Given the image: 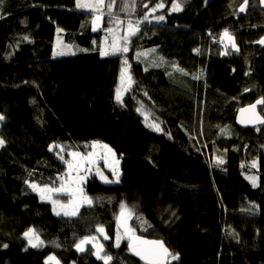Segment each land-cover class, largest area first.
I'll list each match as a JSON object with an SVG mask.
<instances>
[{"label": "trees", "instance_id": "16d2710c", "mask_svg": "<svg viewBox=\"0 0 264 264\" xmlns=\"http://www.w3.org/2000/svg\"><path fill=\"white\" fill-rule=\"evenodd\" d=\"M127 1L104 0L97 31L76 0L0 4V264H45L49 254L61 264H104L92 245L75 248L98 225L110 264H146L127 240L117 247L121 204L138 219L135 236L178 255L169 264H264V123L235 124L240 107L264 100L260 1L243 12L244 0H177L179 12L173 0H135L132 10ZM160 2L164 9L145 19ZM112 18L138 21L126 53L132 88L120 102L121 54L53 57L58 28L70 43L91 44ZM226 29L237 50L223 48ZM147 51L160 64L146 69ZM258 111L264 117V104ZM91 141L120 158L119 182L89 177L92 203L56 215L28 182L55 183L66 166L60 155L88 151ZM52 143L63 151H50ZM29 227L38 247L24 237Z\"/></svg>", "mask_w": 264, "mask_h": 264}, {"label": "rangeland", "instance_id": "374dc122", "mask_svg": "<svg viewBox=\"0 0 264 264\" xmlns=\"http://www.w3.org/2000/svg\"><path fill=\"white\" fill-rule=\"evenodd\" d=\"M77 3H78V0H76V10H83V11L93 13L94 14L93 20L96 19L97 17H99V19L97 20V25H96L95 31H97L99 28H103L104 22L102 20L101 15H100L101 14L100 12L103 11V4L97 6L96 0H79V3L81 5H91L92 7H77ZM126 3L129 5L132 4L130 6V9L132 10L133 8H131V7H133L135 0H128ZM159 4H163V3L162 2L157 3L155 6L150 8L146 12L145 16H147V18L152 17L156 12L163 10L165 7V4H163V7L158 8L157 5H159ZM152 9H155V11H152ZM106 10H107V7H106ZM108 28H109L108 33H105L99 39L91 41V44L79 43V42H71L70 43V42L64 40V38L61 34V30L56 31V36L54 39V46H53V57L57 58V57H62V56H71V55H76V54L89 53L92 50H97L100 54H101L102 50L109 53L108 55L115 54V53L121 54L120 56L122 58L120 60V68H119V73H118L117 85L115 88L116 100H117V91L119 89V94H120L119 102H120L123 99V97L125 96V94L128 91H130L132 88V79H131V76L129 74V63H128V60L126 57V53L128 52V45H129V40H130V36H131L130 32L133 28L138 29V21L123 20L122 18H112V19H110V24H108ZM230 35L232 36L233 41L235 43V48L232 47V41H229L227 38L221 39L222 44H223V48L224 49L229 48V49L237 50V44L235 42V36L233 33H230ZM124 49H127V50L125 51ZM57 53H63V54L57 55ZM150 53H151L150 51H147L148 55H145L143 57L144 60H142L146 69L154 67L157 64H160V62H161L160 58L157 57L155 55V53H153L152 55H150ZM122 69H124L123 76H122ZM0 122H1V120H0ZM93 142L94 141H91V144H90L91 148L88 151L83 152L78 148L72 149V150L68 151V157L63 159L64 162L68 161V162L75 163L76 160H78L79 158L78 157L74 158L73 156L69 155V153H74V152L79 153L80 156H82V157H89L90 153H95L93 156L90 157V159L92 161L91 163H89L87 159H85L83 161V163L80 165L79 172H77L74 169L69 170L68 164L65 163V165H66L65 170L63 173L57 174L55 176V179L57 180L55 183H53V184H40L38 182H28L29 186L31 184H35L40 189L44 188L45 186H47L48 188H52V189H61L62 186L65 188H75V187H77V185L73 182L74 179L77 176H82L83 180L79 183L78 186L83 189V195H86L88 198H90L84 192L85 191V184H86L87 179L89 177L96 176L103 183H107V182H105L104 179L101 178V175L97 174L98 172L101 173L104 177H106L108 181H113L111 183H118L119 180H118V182H115L117 180V176L114 174V171L116 173H118V177L120 178V174H121L120 158L117 156V154L114 152V150L107 143H105L103 141H95V142H99L100 145H107L108 148H110L112 150L111 153H108L107 149H104V148L99 147V146L93 148ZM57 145L58 144L52 143L50 146H54V148H55V146H57ZM57 148L61 149V147H57ZM255 184H256V181H255ZM31 189L33 190L32 187H31ZM35 192L39 195V197L41 199V193L39 191H35ZM45 196L46 197L50 196L51 198L50 199L45 198V199H41V200L47 201L51 204L52 211L54 212V214L59 212L60 215H64L65 211L71 212L76 207L77 203L79 204L78 210L83 205L88 204L87 202L81 201L79 199V197H76V198L72 197L71 195L68 194V192L53 191L51 193H45ZM53 200H55L57 202L55 205L52 203ZM54 207H55V211L53 210ZM120 209H121V207H120ZM121 211H122V209H121ZM124 211H125V215H127V213H129V212L131 213V215H130V218H127V219H125L124 217L121 219V215L118 216V218H120V222L118 223V218H117L116 226H115L116 227L115 242H117V236L118 235L120 237L119 241L127 240L129 242V239H128L129 234L127 233L126 229H131L132 232L134 234H136V228L138 227V219L133 218V213L131 211H127V210H124ZM64 216H72V215H64ZM30 228L33 229L32 227H29L28 229H30ZM28 229L26 231H28ZM104 233H105V231H104ZM90 237L96 238L94 243L97 246L103 245L104 252L101 253V255L107 254L105 247H104V244H103L104 235L97 233L96 235L90 236ZM83 238L84 237L76 239L75 248H76V244L80 240H82ZM39 239L41 241L40 237H39ZM27 242H28V240H27ZM88 244L93 246L92 243H88ZM87 245H85V248ZM95 251H96V248H94V252ZM49 256H55V255L49 254L48 256H46L44 259L45 262ZM169 260H172V259L169 258ZM49 263L53 264V262H51V261ZM59 264H61L60 261H59Z\"/></svg>", "mask_w": 264, "mask_h": 264}, {"label": "snow or ice", "instance_id": "6c2138e0", "mask_svg": "<svg viewBox=\"0 0 264 264\" xmlns=\"http://www.w3.org/2000/svg\"><path fill=\"white\" fill-rule=\"evenodd\" d=\"M249 0H244V3L241 4L239 11L243 12L245 11V8L248 4ZM3 3V0H0V4ZM104 3V0H96V5H102ZM261 3L264 4V0H261ZM111 4L108 5L109 8H111ZM77 7H92L91 5H81L79 3H77ZM145 7H148L147 5H145ZM158 8L163 7V4H159L157 5ZM182 10V4L177 2V0H173L172 3V8L171 11L173 12H179ZM152 11H155V9H152ZM99 19V17H97L96 19L93 20V30H96V25H97V20ZM145 19H147V16H145ZM157 20H163L164 17L163 16H158L156 17ZM57 31H60V29H58ZM135 31H138V29L133 28L130 32V35L135 34ZM227 38L229 41H232V47L235 48V43L233 41L232 36L230 35V33L228 32V30L226 29L222 34H221V39H225ZM259 43L264 44V38L261 39V41H259ZM125 51L127 49H124ZM198 51V50H196ZM63 53H57V55H60ZM109 53L105 52V51H101V55H108ZM227 54V53H225ZM123 72L124 69H122V76H123ZM247 91V90H246ZM117 100H120V94H119V89L117 91ZM256 104H264V100H258L256 102ZM256 107V105H250L249 109H242L241 111H249V110H254ZM4 117L0 116V120H3ZM260 123H264V120H260ZM158 130V129H157ZM5 141L3 139H0V147H2L4 145ZM102 147L104 149H107L108 153H111V149L108 148L107 145H100L99 142H93V148L95 147ZM55 147H61L59 145L55 146ZM54 150V146H50V151ZM61 151H63V149L61 148ZM95 153H90L89 157H82L80 156L79 153H69V155L73 156L74 158L78 157L79 159L76 160L75 163L72 162H68L65 161V163L68 164V168L69 170H76L77 172H79V168L80 165L83 163V161L85 159L88 160L89 163H91V159L90 157L93 156ZM60 159H64V157L62 155H60ZM220 163H223V161L221 160ZM253 166H255V163H253ZM98 175H101V178L105 180V182L107 183H111L113 181H108L106 177H104L101 173H97ZM114 174L117 176V180L115 182H118L119 177H118V173H116L114 171ZM248 179H250L253 182V186L255 187V178L254 177H248ZM83 180L82 176H77L74 179V183L77 185V187L75 188H65V187H61V189H52V188H48L47 186H45L44 188L40 189L38 188L37 185L35 184H31L30 187L33 188L34 191H39L41 193V199H45V198H51L46 197L45 193H51L53 191H62V192H68L69 195H71L72 197L76 198L79 197V199L81 201L87 202L88 204L92 203V200L90 198H88L86 195H83V189L80 188L78 185L79 183ZM52 203L55 205L57 202L55 200L52 201ZM78 207L79 204H76V207L71 211H65L64 215H76L77 211H78ZM125 208L126 206L124 204H121V209H122V213L121 216L124 217L125 219L130 218L131 213H127V215H125ZM55 211V207L53 209ZM57 215H60L59 212L56 213ZM120 222V218H118V223ZM96 231L102 235H104V239H108V236L104 233V228L102 226H97ZM128 235V239H129V250L136 256H139L142 260L146 261V264H169L168 262V258L171 257L172 260H177L178 259V255L173 254L169 251V249L167 247H165L164 242L163 241H147V240H143L140 237L135 236V234L132 232L131 229H126ZM24 237L28 240V244L31 247H38L40 244L43 243V241H40L39 236L35 233L34 229H28V231H26L24 233ZM95 237H84L82 240H80L77 244H76V249L77 251L83 252L85 251V245H87L88 243H92L93 247L96 248V251L93 253L94 255H96L97 259L102 260L104 262V264H110V261L112 260V257L107 255V254H103L101 255V253L104 252V248L103 245H99L97 246L94 241H95ZM119 235L117 236V247L119 246ZM35 241V242H34ZM4 247L6 248L7 245H4ZM53 262V264H59V261L56 259L55 256H49L45 262V264H49V262Z\"/></svg>", "mask_w": 264, "mask_h": 264}, {"label": "water", "instance_id": "95a60500", "mask_svg": "<svg viewBox=\"0 0 264 264\" xmlns=\"http://www.w3.org/2000/svg\"><path fill=\"white\" fill-rule=\"evenodd\" d=\"M260 1V6L262 8V10H264V4L261 3ZM264 38V37H263ZM262 39V38H261ZM261 39L259 41H261ZM261 44V43H260ZM261 100V99H258ZM258 100H255L251 103H248L242 107H240L235 115V124L239 127H250V128H255L263 123H260V120H264V117L260 114V112L258 111V107L262 104H256V102ZM250 105H256L254 110H249V111H244L242 112V109H249ZM143 240H147V241H160V240H156V239H148V238H141ZM166 247V246H165ZM131 252V251H130ZM132 253V252H131ZM133 254V253H132ZM134 255V254H133ZM136 256V255H134ZM137 258H139L141 261L145 262L144 260H142L139 256H136ZM169 260V258H168Z\"/></svg>", "mask_w": 264, "mask_h": 264}]
</instances>
